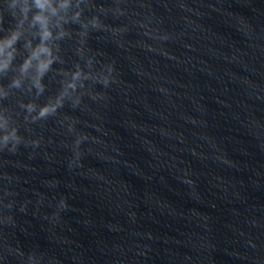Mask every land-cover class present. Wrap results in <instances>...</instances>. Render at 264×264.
<instances>
[{"label": "water", "instance_id": "obj_1", "mask_svg": "<svg viewBox=\"0 0 264 264\" xmlns=\"http://www.w3.org/2000/svg\"><path fill=\"white\" fill-rule=\"evenodd\" d=\"M75 11L0 72V264H264V0Z\"/></svg>", "mask_w": 264, "mask_h": 264}, {"label": "clouds", "instance_id": "obj_2", "mask_svg": "<svg viewBox=\"0 0 264 264\" xmlns=\"http://www.w3.org/2000/svg\"><path fill=\"white\" fill-rule=\"evenodd\" d=\"M79 3L80 0H6L4 7L17 18V24L11 29L0 28V72H7L14 66L19 52L18 42L27 32L40 29L46 21L58 22L69 14L80 16V11L73 12L74 8H79ZM2 15L3 10L0 9V20ZM33 35H39L41 42L43 37L40 32H33ZM39 44L33 46L31 38L26 40L25 47L30 49V52L18 65V73L24 74L29 70ZM0 132L3 133L0 135V144L6 145L12 140V130L9 131V126H0Z\"/></svg>", "mask_w": 264, "mask_h": 264}]
</instances>
